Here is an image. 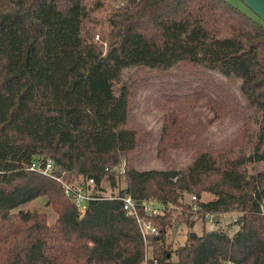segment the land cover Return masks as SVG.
<instances>
[{"label":"trees","instance_id":"16d2710c","mask_svg":"<svg viewBox=\"0 0 264 264\" xmlns=\"http://www.w3.org/2000/svg\"><path fill=\"white\" fill-rule=\"evenodd\" d=\"M82 2L0 0V264H264V173L246 167L264 161V22L224 0H126L109 17L103 53L81 36L90 11ZM208 70L239 80L242 103ZM152 80L166 87L155 136L132 112ZM227 117L238 122L234 135L208 140ZM152 142L163 158L189 153L188 163L137 171ZM46 161L66 182L92 179L86 190L98 199L79 214L60 184L29 170ZM122 163L118 196L184 212L192 207L179 200L193 194L192 214L235 213L237 230L189 233L171 251L164 234L175 210L137 207L156 230L143 239L120 202L103 196L101 182L115 179L104 170ZM202 193L212 198L201 202ZM40 197L51 225L43 212L16 210Z\"/></svg>","mask_w":264,"mask_h":264},{"label":"rangeland","instance_id":"374dc122","mask_svg":"<svg viewBox=\"0 0 264 264\" xmlns=\"http://www.w3.org/2000/svg\"><path fill=\"white\" fill-rule=\"evenodd\" d=\"M230 5L238 8L242 12L247 13L245 7L239 0H224ZM99 4V5H97ZM82 5L89 9L88 17L82 23L81 36L84 37L87 42L95 44L104 53L106 45L108 43V34L110 26L108 23L111 14L126 5V0H83ZM133 71L132 68H128L122 72V79H125L128 74ZM210 78L213 86L227 91L228 93L234 94L242 103L239 94V80L230 77L226 79L218 72L206 71ZM190 85L195 86L196 81H191ZM166 89L165 86L159 84V82L152 80L150 84L138 91L135 101L133 104V115L135 120L140 123L146 131H149L156 135L157 131L161 126V111L158 110L155 105L157 98ZM209 116V115H208ZM238 122L227 117L221 121L213 122L208 128L206 138L210 141H216L224 138L232 137L237 129ZM254 129V128H253ZM155 142H152L149 146V151L143 153L139 159L134 162L133 167L137 171H148V170H163L165 167H174L175 169L182 168L189 161V153L183 151L167 152V157H161L157 152L154 151ZM250 155V151L245 152V159ZM246 167L250 174L253 173H264V161L259 163H246ZM250 168L252 170L250 171ZM125 185V179L122 176L116 177L114 182H101V186L104 189L103 196H110L116 194L118 190L122 189ZM190 196L193 194H183L181 200H179L181 206L189 205ZM212 197L206 193H202L199 196L201 202H206ZM163 208V207H162ZM16 210L23 212L40 211L45 213L47 217V224L51 225L55 214L45 206V199L40 197L31 202H27L18 206ZM170 210H175V214L170 219V227L165 230L164 244L168 245L170 250L182 246L189 233L200 235L203 232L208 231H223L228 236H232L237 230V226L234 221L237 218L235 213L221 214L217 217L211 215H202L195 213L193 209H189L182 212L181 208H174L172 205L163 208V213H167ZM180 217L185 221L176 222L177 218ZM146 258H149V249L146 251ZM175 257L170 254V262H174Z\"/></svg>","mask_w":264,"mask_h":264},{"label":"built area","instance_id":"2783aa9c","mask_svg":"<svg viewBox=\"0 0 264 264\" xmlns=\"http://www.w3.org/2000/svg\"><path fill=\"white\" fill-rule=\"evenodd\" d=\"M29 170L35 173H38L40 175L49 177L53 179L56 183L60 184L63 190L64 196L69 198L72 201L74 207L76 208L79 214H82L84 212L85 206L89 201L98 199L94 196V194H90L86 190L87 188H92L93 186L92 179H87L84 185L77 183L76 181L66 182L63 180V176H65L66 174L63 172L59 173L57 168H55L50 161H46L42 165L38 164V162H33L30 164ZM104 171L107 173L108 172L113 173V176L115 178L122 176L123 163L120 164L119 166H113L111 170L105 169ZM56 173H58L59 175H57ZM104 198L110 199V200L115 199L120 202L121 211L125 215L131 216L132 218H134L143 239L146 235H149V234L156 235L155 228L150 226L148 223L142 221L138 217L137 207L142 209V211L146 215L162 216L163 208L157 202H155L154 200H149V201L141 200L137 203L128 195L118 196L117 194H111L110 196H104ZM194 201H196L195 196H190L189 203L192 207L191 209L196 210Z\"/></svg>","mask_w":264,"mask_h":264},{"label":"water","instance_id":"95a60500","mask_svg":"<svg viewBox=\"0 0 264 264\" xmlns=\"http://www.w3.org/2000/svg\"><path fill=\"white\" fill-rule=\"evenodd\" d=\"M252 14L264 22V0H239Z\"/></svg>","mask_w":264,"mask_h":264}]
</instances>
